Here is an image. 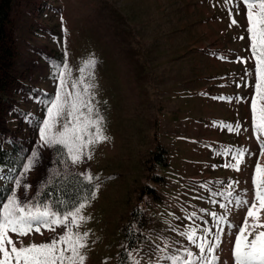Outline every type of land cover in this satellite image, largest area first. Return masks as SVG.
<instances>
[{
    "label": "rangeland",
    "instance_id": "rangeland-1",
    "mask_svg": "<svg viewBox=\"0 0 264 264\" xmlns=\"http://www.w3.org/2000/svg\"><path fill=\"white\" fill-rule=\"evenodd\" d=\"M246 12L241 0H12L17 53L0 85V141L5 148L24 141V163L32 151L40 153L37 166L21 177L30 188L17 189L18 196L33 200L53 173L51 147L38 141L47 102L59 84L57 65L68 64V92L81 79L94 85L86 98L103 117L108 139L89 145L91 158L64 166L91 175L95 184V198L83 213L91 219L74 228L89 233L84 264H115L125 245L121 226L136 207L145 212V223L142 240L131 251L132 264L186 257L185 248L199 256L202 235L219 236L215 264L232 260L246 207L230 201L253 199L255 166L264 165V145L252 129L256 77ZM90 57L95 66L81 72ZM76 91L82 92L83 84ZM62 123L63 118L53 131ZM237 124L239 131L228 130ZM157 142L167 149V165L154 158ZM241 148L240 170L225 167L232 162L225 150ZM4 177L0 172V187ZM212 213L226 218L217 222ZM189 229L197 231L196 244L181 235ZM63 231L42 227L25 237L9 235L28 245L50 242Z\"/></svg>",
    "mask_w": 264,
    "mask_h": 264
},
{
    "label": "snow or ice",
    "instance_id": "snow-or-ice-1",
    "mask_svg": "<svg viewBox=\"0 0 264 264\" xmlns=\"http://www.w3.org/2000/svg\"><path fill=\"white\" fill-rule=\"evenodd\" d=\"M241 2L247 9V33L251 42L252 58L255 61L256 95L251 98L252 129L254 134H259L262 145H264V106L258 103V101H264V0H241ZM229 15H232L231 10ZM235 23L236 21L232 20V24ZM95 63L93 58H88L84 61V67H81L80 71L84 72L85 67H94ZM68 71L66 62L62 67L56 66L54 76L59 84L55 97L47 102L46 116L39 129L38 144L42 147L62 146L66 149V162L70 161L72 165H76L81 162L82 156L86 155L91 158L90 152L86 151L89 145L106 141L108 137L104 134L102 127L103 117L86 98L94 85L84 83L81 79L78 82L74 81L71 85L73 91L68 92L65 79ZM78 83L83 84L82 92L76 91ZM221 99L224 98L221 97ZM94 112L96 113L95 118H93ZM62 118L63 123L60 129L53 131L55 124ZM89 127H93L94 132H88ZM227 127L229 131L240 130L239 124L235 129L231 125ZM223 154L232 156V162L226 164L225 167L239 171L245 150L243 148L235 152L225 150ZM39 160V151H32L23 165L21 176L15 178L11 195L0 206V264H84L86 256L83 250L87 247L86 238L89 233L80 232L74 228L79 229L82 224H86L91 219L83 213L90 199L95 198L96 193L91 192L90 196L82 198L81 201L63 211L55 210L44 202L22 199L18 196L17 189L22 188L24 192H27L30 185L24 183L21 177L36 167ZM83 178L88 181L93 179L91 175H84ZM252 184L254 195L251 201L239 197L234 202L230 201L235 207H246V212L243 224L234 234L232 260L229 264H264V220L261 219V212H264V165L260 162L256 163ZM220 207H227V205H220ZM212 215L217 222L226 218L216 213ZM42 227L50 231H54L55 227H63L64 231L50 242L28 245H24L22 241L14 242L9 235V233H14L19 237H25L33 231L40 233ZM204 231L210 233L209 229ZM181 235H185L187 241L196 244L197 231L195 229H189L187 233ZM218 240L219 236L209 240L208 235H202L200 242L196 244L201 255L194 256L192 251L185 248L183 252L186 253V257L161 256L156 264H159L161 259H167L171 261V264H193L194 260L196 264H215L219 259ZM17 243H20V247H17Z\"/></svg>",
    "mask_w": 264,
    "mask_h": 264
},
{
    "label": "trees",
    "instance_id": "trees-1",
    "mask_svg": "<svg viewBox=\"0 0 264 264\" xmlns=\"http://www.w3.org/2000/svg\"><path fill=\"white\" fill-rule=\"evenodd\" d=\"M12 10V0H0V85L5 83L6 70L9 68V60L14 63L16 58V45L12 41V25L10 11ZM51 165L53 173L45 184L35 194L36 202H44L52 206L55 210H65L82 198L90 196L94 191V185L85 180L76 172L64 170L66 162V149L62 146H55L51 149ZM166 150L160 145L155 146L154 158L159 164H165ZM24 161V152L21 147L12 143L9 149H4L0 143V168L9 169L15 172ZM4 191L0 190V201L5 197ZM63 202V203H61ZM137 223L142 228L144 223L143 213L140 210H133L121 229L123 232L125 245L117 253L116 264H130L128 250L133 249L134 243L140 238L141 233L133 228L132 223Z\"/></svg>",
    "mask_w": 264,
    "mask_h": 264
}]
</instances>
